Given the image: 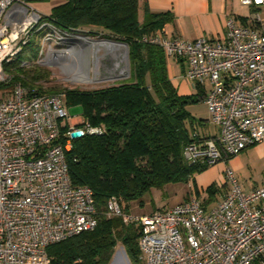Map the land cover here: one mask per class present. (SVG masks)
Here are the masks:
<instances>
[{
	"label": "built area",
	"instance_id": "built-area-1",
	"mask_svg": "<svg viewBox=\"0 0 264 264\" xmlns=\"http://www.w3.org/2000/svg\"><path fill=\"white\" fill-rule=\"evenodd\" d=\"M239 1L251 12L242 21L230 19L223 39L186 41L162 30L141 39L183 59L185 77L204 91L217 131L201 136L195 130L183 156L204 167L224 162L228 186L210 207L192 194L134 216L123 211L120 198L109 197L105 214L139 228L141 264H264V184L242 191L227 164L264 143V0ZM77 31L57 25L28 0H0V264H50V245L97 223L93 191L70 182L65 154L74 132L100 134L103 127L71 115L64 92L28 94L19 82L6 87V66L15 60L26 67L79 55V39L87 37ZM32 42L36 56L20 58Z\"/></svg>",
	"mask_w": 264,
	"mask_h": 264
},
{
	"label": "trees",
	"instance_id": "trees-1",
	"mask_svg": "<svg viewBox=\"0 0 264 264\" xmlns=\"http://www.w3.org/2000/svg\"><path fill=\"white\" fill-rule=\"evenodd\" d=\"M49 16L66 29L88 28L124 43L130 66L129 78L121 83L64 91L69 111L79 107L80 115L92 126L103 127L100 134L74 139L65 154L70 182L93 191L97 223L92 230L50 245V264H110L117 242L131 264H139V228L121 217H108L107 200L120 198L123 211L129 214V203L152 188L188 182L207 168L191 165L183 156L184 147L194 140L195 125L204 123L187 109L201 100L203 90L196 86L194 94L178 95L163 49L141 41L168 20L167 14H152L145 8L139 22L138 0H62ZM27 49V58H34L33 42ZM6 71L8 88L19 82L28 94L57 92L43 91L38 85L49 74L45 69L23 67L15 60ZM206 191L208 201L212 200L215 186Z\"/></svg>",
	"mask_w": 264,
	"mask_h": 264
},
{
	"label": "rangeland",
	"instance_id": "rangeland-1",
	"mask_svg": "<svg viewBox=\"0 0 264 264\" xmlns=\"http://www.w3.org/2000/svg\"><path fill=\"white\" fill-rule=\"evenodd\" d=\"M28 1L32 8L45 16H49L52 8L57 4L56 0ZM77 33L86 36L89 40H93L96 43L101 41H114L120 45L117 49L106 48L102 44H98L99 46L95 48L92 46L88 47L86 40L80 38L81 45L79 46L81 50L79 55H72L70 58L63 57L60 60L48 58L47 61L45 59L40 63H33L31 66H26L28 68L40 67L49 71L48 76L38 81V85L42 87L43 91L49 89L57 92H64L66 91L65 89L92 90L118 84L129 78L130 66L127 45L114 38L106 37L101 32H92L88 28L78 29ZM28 51V49H25L22 55H20V58L28 57ZM65 64L67 65L65 66ZM84 75L87 76V80L76 78V76L82 77ZM189 110L198 119H205L207 117L206 107L202 102L191 105ZM69 112L71 115H80V108L74 107ZM242 157L245 161L244 167L237 174L239 182L249 183L251 181L253 182V180L264 178V155L260 156L258 149L248 150ZM202 172H198L197 174ZM187 184V182H177L169 183L161 189L152 188L143 194L141 199L130 202L127 212L132 216L142 215L147 212H152L161 206H166L171 201L174 203L182 192L184 193L186 190L190 191ZM188 193L186 194L188 195ZM123 205H126L125 202H123ZM127 258L128 256L122 245L120 242H117L110 264L119 263L121 259H125L127 262ZM139 259V264H141L142 260L141 258Z\"/></svg>",
	"mask_w": 264,
	"mask_h": 264
},
{
	"label": "crops",
	"instance_id": "crops-1",
	"mask_svg": "<svg viewBox=\"0 0 264 264\" xmlns=\"http://www.w3.org/2000/svg\"><path fill=\"white\" fill-rule=\"evenodd\" d=\"M61 1L56 0V3L59 4ZM145 8L152 14H167L168 20L155 31L162 30L168 38L178 37L186 41H192L203 36L213 39H223L226 33L227 22L230 19H233L235 22L242 21L241 19L248 17L251 12L250 8L242 6L239 0H138L139 22L143 21ZM166 65L168 76L176 88L178 95H192L197 91L196 86L185 77L186 62L183 59L166 55ZM203 98L204 91L201 100L197 104L202 102L205 105ZM190 106L187 107L188 110ZM189 112L191 113L190 110ZM202 120L204 122L203 125H195L194 129L201 136L215 135L217 130L208 121V111L207 117ZM254 148L259 150L260 156L264 155V143H257L245 148L236 156L227 159V164L233 169L239 186L244 192L261 187L264 184V178L253 180V182L249 183L239 182L238 180L237 174L244 167L245 161L242 155ZM224 167L225 163L219 161L207 167L202 173L194 174L193 179L187 182L190 191L186 190V192H182L174 203L171 201L166 206H161L155 210L165 209L171 205L180 203L190 194L198 196L201 202L208 201L209 194L205 189L214 185L216 192L212 196V200L204 204L206 207H210L228 189L223 178ZM187 192H189L188 195L186 194Z\"/></svg>",
	"mask_w": 264,
	"mask_h": 264
},
{
	"label": "bare ground",
	"instance_id": "bare-ground-1",
	"mask_svg": "<svg viewBox=\"0 0 264 264\" xmlns=\"http://www.w3.org/2000/svg\"><path fill=\"white\" fill-rule=\"evenodd\" d=\"M84 40H86L87 44H88V47L92 46V47H97L99 46L98 44H102L104 47H108V48H113V49H117L119 47V43L118 42H114V41H101L99 43H96L95 41L93 40H89L88 38H85ZM76 78L78 79H81V80H87V76L84 75L82 77L80 76H76Z\"/></svg>",
	"mask_w": 264,
	"mask_h": 264
},
{
	"label": "water",
	"instance_id": "water-1",
	"mask_svg": "<svg viewBox=\"0 0 264 264\" xmlns=\"http://www.w3.org/2000/svg\"><path fill=\"white\" fill-rule=\"evenodd\" d=\"M80 135H81V133H80L79 131L74 132V133L72 134V136H73L74 138L80 137Z\"/></svg>",
	"mask_w": 264,
	"mask_h": 264
}]
</instances>
